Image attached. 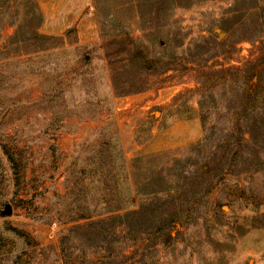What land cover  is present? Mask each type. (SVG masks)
Wrapping results in <instances>:
<instances>
[{
  "label": "rangeland",
  "instance_id": "rangeland-1",
  "mask_svg": "<svg viewBox=\"0 0 264 264\" xmlns=\"http://www.w3.org/2000/svg\"><path fill=\"white\" fill-rule=\"evenodd\" d=\"M37 1L40 33L63 46L13 54L27 18L0 9V264H118L73 228L138 207L145 181L188 165L204 133L198 69L264 61V0H171L147 32L135 4L101 0V22L95 0ZM101 27L147 56L149 90L116 95ZM189 207L170 238L114 244L119 263L264 264V170L226 172Z\"/></svg>",
  "mask_w": 264,
  "mask_h": 264
},
{
  "label": "trees",
  "instance_id": "trees-1",
  "mask_svg": "<svg viewBox=\"0 0 264 264\" xmlns=\"http://www.w3.org/2000/svg\"><path fill=\"white\" fill-rule=\"evenodd\" d=\"M100 1L95 0V6L102 22ZM134 4L140 14L143 32L167 25L171 0H118L119 6ZM173 4L182 3L174 1ZM13 6L17 12L23 11L27 18L9 37L25 44L17 46L13 54L37 53L65 44L61 36L40 33L43 15L37 0H0V9ZM102 39L113 71L116 95L149 90L153 86L150 78L154 66L147 67V56L133 46L132 37L102 30ZM119 46L125 51V60L122 59L124 53L116 49ZM263 63L259 57L244 67H200L197 79L204 133L200 140L189 145L192 153L185 159L188 165L178 171L169 167L174 171L167 174L159 170L145 181L143 186L148 188L137 189V194L143 198L138 207L97 219L86 217L91 220L73 229L83 230L92 244L103 242L109 255L115 254L116 260L124 263L121 260L125 256L124 249L113 247L121 239L170 238L182 224L183 217L188 215L189 205L208 195L217 178L226 172L242 175L264 170V106L259 109L264 91ZM218 88L224 95H229L219 97ZM179 161L175 159L174 163Z\"/></svg>",
  "mask_w": 264,
  "mask_h": 264
},
{
  "label": "water",
  "instance_id": "water-1",
  "mask_svg": "<svg viewBox=\"0 0 264 264\" xmlns=\"http://www.w3.org/2000/svg\"><path fill=\"white\" fill-rule=\"evenodd\" d=\"M150 66V65H149Z\"/></svg>",
  "mask_w": 264,
  "mask_h": 264
}]
</instances>
